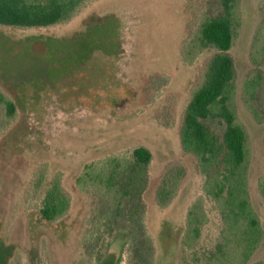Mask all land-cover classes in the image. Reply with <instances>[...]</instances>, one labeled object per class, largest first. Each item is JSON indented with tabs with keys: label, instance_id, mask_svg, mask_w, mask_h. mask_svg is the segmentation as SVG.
Instances as JSON below:
<instances>
[{
	"label": "rangeland",
	"instance_id": "obj_1",
	"mask_svg": "<svg viewBox=\"0 0 264 264\" xmlns=\"http://www.w3.org/2000/svg\"><path fill=\"white\" fill-rule=\"evenodd\" d=\"M219 3L87 0L51 27H0V92L16 105L12 118L0 106V264H193L195 251L214 248L221 217L180 130L216 54L200 30ZM237 11L235 105L264 228V0H239ZM258 76L250 100L245 83ZM211 124L221 137L223 127ZM139 147L152 154L144 169L134 163ZM54 177L70 208L49 223L39 210ZM199 199L208 221L196 249L183 250L186 216ZM259 262L264 243L250 264Z\"/></svg>",
	"mask_w": 264,
	"mask_h": 264
},
{
	"label": "trees",
	"instance_id": "obj_2",
	"mask_svg": "<svg viewBox=\"0 0 264 264\" xmlns=\"http://www.w3.org/2000/svg\"><path fill=\"white\" fill-rule=\"evenodd\" d=\"M87 0H0V27L18 29L46 28L69 21ZM239 0H220L219 13L208 16L200 30V42L216 50L201 86L192 96L180 130V141L186 153L194 155L204 177L203 192L211 198L219 211L222 225L212 250L192 254L193 264H250L264 243V228L253 208L249 192L250 152L248 134L239 122L235 105L236 69L230 55L238 26ZM261 77L245 83L250 100L256 97ZM0 106L12 118L16 105L0 92ZM223 127L221 137L213 130V122ZM137 168L144 169L152 161V154L144 147L133 153ZM182 171L177 172L179 180ZM177 181L175 184H177ZM114 186V177L108 178ZM169 182L159 193L161 207L168 204ZM172 185V183H171ZM264 200V178L258 182ZM70 208V197L54 177L46 189L40 215L49 223L64 218ZM208 221L202 199L189 209L180 241L183 250H195L202 227ZM257 264H264L259 262Z\"/></svg>",
	"mask_w": 264,
	"mask_h": 264
}]
</instances>
